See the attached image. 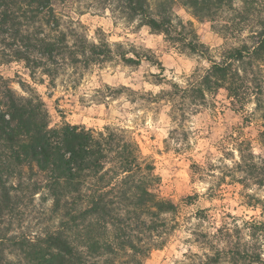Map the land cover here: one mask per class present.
<instances>
[{
	"label": "trees",
	"instance_id": "obj_1",
	"mask_svg": "<svg viewBox=\"0 0 264 264\" xmlns=\"http://www.w3.org/2000/svg\"><path fill=\"white\" fill-rule=\"evenodd\" d=\"M56 1L0 0L1 63L22 61L31 75L40 71L53 79L63 66L86 68L111 58L105 41L90 43L75 30L60 31ZM235 1L113 0L128 21L210 63L191 75L185 88L173 84L163 93L169 102L198 106L207 93L224 89L242 110L253 99L264 120V0ZM176 4L198 21L226 15L221 30L239 45L225 49L219 61L211 59L192 25L173 12ZM119 56L128 66L140 65L139 57ZM259 137L264 143V131ZM244 160L241 156L246 167ZM158 185L153 165L126 131H94L65 122L50 127L39 95H19L0 76V221L12 214L21 197L37 194L52 201L50 213L58 219L57 227L33 237L0 233V264H144L178 226V207L157 194ZM246 225L252 243H244L243 250L240 242L213 247V254H204L197 264L222 259L264 264V224Z\"/></svg>",
	"mask_w": 264,
	"mask_h": 264
},
{
	"label": "rangeland",
	"instance_id": "obj_2",
	"mask_svg": "<svg viewBox=\"0 0 264 264\" xmlns=\"http://www.w3.org/2000/svg\"><path fill=\"white\" fill-rule=\"evenodd\" d=\"M116 7L113 0L54 2L60 31L75 30L90 43L105 41L112 51L109 60L86 68L63 66L53 79L40 71L31 75L22 61L0 62V76L19 95H39L50 127L65 122L94 131L120 129L135 140L159 178L157 194L178 207L176 230L144 264H197L204 254H213V247L225 249L229 242H240L243 250L244 243H252L246 224H264L262 114L255 111L253 99L240 109L224 89L207 93L198 106L169 102L163 93L173 84L185 88L191 75L210 63L128 21ZM173 12L192 25L215 61L225 49L239 45L221 30L226 15L198 21L178 4ZM121 54L139 57L140 65H126ZM262 75L264 79V65ZM262 90L264 97V84ZM241 156L246 167L240 164ZM51 205L40 194L21 197L12 214L0 221V233L33 237L54 229L58 219L50 213Z\"/></svg>",
	"mask_w": 264,
	"mask_h": 264
}]
</instances>
